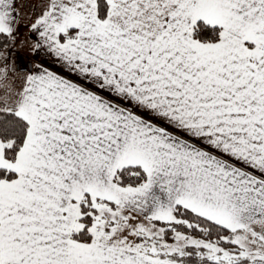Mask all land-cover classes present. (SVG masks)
Segmentation results:
<instances>
[{"label": "snow or ice", "instance_id": "obj_1", "mask_svg": "<svg viewBox=\"0 0 264 264\" xmlns=\"http://www.w3.org/2000/svg\"><path fill=\"white\" fill-rule=\"evenodd\" d=\"M0 264H264V0H0Z\"/></svg>", "mask_w": 264, "mask_h": 264}, {"label": "crops", "instance_id": "obj_2", "mask_svg": "<svg viewBox=\"0 0 264 264\" xmlns=\"http://www.w3.org/2000/svg\"><path fill=\"white\" fill-rule=\"evenodd\" d=\"M25 35L27 34L26 32L24 33ZM25 55H27V53H24Z\"/></svg>", "mask_w": 264, "mask_h": 264}]
</instances>
